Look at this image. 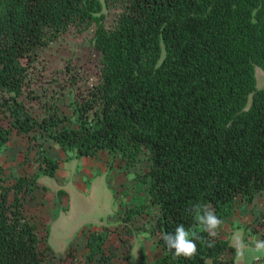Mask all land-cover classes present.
Returning a JSON list of instances; mask_svg holds the SVG:
<instances>
[{
  "label": "trees",
  "instance_id": "trees-1",
  "mask_svg": "<svg viewBox=\"0 0 264 264\" xmlns=\"http://www.w3.org/2000/svg\"><path fill=\"white\" fill-rule=\"evenodd\" d=\"M91 27L93 75L72 60L47 73L42 51ZM255 67L264 71V0H0V149L13 134L24 138L50 178L58 164L43 154L46 141L76 159L146 162L163 251L155 264H234L229 241L209 236L192 206L224 220L238 199L264 192V85ZM65 93L70 116L60 112ZM37 180L0 179V264H52L25 209L44 189ZM140 212L128 208L123 220ZM256 224L264 240V210ZM178 225L200 237L191 257L175 256L161 238ZM109 236L105 228L87 235L88 264H117L105 251Z\"/></svg>",
  "mask_w": 264,
  "mask_h": 264
},
{
  "label": "rangeland",
  "instance_id": "rangeland-1",
  "mask_svg": "<svg viewBox=\"0 0 264 264\" xmlns=\"http://www.w3.org/2000/svg\"><path fill=\"white\" fill-rule=\"evenodd\" d=\"M93 31L91 27L64 35L45 48L41 65H46L47 73L72 60L82 63L93 75L96 62L91 46ZM255 78L257 88L263 87L264 71L258 67ZM59 103L60 112L70 116V95H62ZM43 148V154L58 164L54 178L42 174L38 147L28 148L24 138L13 134L0 149V179L11 183L20 176H38V184L44 189L36 190V197L26 203L25 209L35 223L41 250L47 258L53 256L52 264H88L87 235L104 228L110 233L105 251L114 254L117 264H155L162 258L163 251L153 232L159 210L147 205V189L142 181L147 172L146 162L127 168L118 157L105 153L76 159L52 141H46ZM60 190L65 194H57ZM131 207L141 212L125 222V212ZM263 210L264 192H261L250 203L238 199L232 215L220 220L217 233L234 248V264H264V251L255 250V241L261 240L256 219ZM70 248L73 257L61 260Z\"/></svg>",
  "mask_w": 264,
  "mask_h": 264
},
{
  "label": "clouds",
  "instance_id": "clouds-1",
  "mask_svg": "<svg viewBox=\"0 0 264 264\" xmlns=\"http://www.w3.org/2000/svg\"><path fill=\"white\" fill-rule=\"evenodd\" d=\"M192 211L195 214L197 223L203 226V230L207 232L209 236H215L221 224L215 212L209 206H203L199 203L192 206ZM190 236L193 238H189ZM161 238L169 250H174L175 256L188 258L196 254L197 245L195 241L200 237L195 231L190 233L183 225H178L174 232L162 233ZM240 249L242 255V244L240 245ZM255 250L258 252L264 251V240L258 239L255 241Z\"/></svg>",
  "mask_w": 264,
  "mask_h": 264
},
{
  "label": "crops",
  "instance_id": "crops-1",
  "mask_svg": "<svg viewBox=\"0 0 264 264\" xmlns=\"http://www.w3.org/2000/svg\"><path fill=\"white\" fill-rule=\"evenodd\" d=\"M83 159V158H82Z\"/></svg>",
  "mask_w": 264,
  "mask_h": 264
}]
</instances>
